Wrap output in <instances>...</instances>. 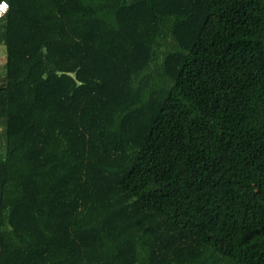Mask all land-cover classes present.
I'll return each instance as SVG.
<instances>
[{"label": "trees", "instance_id": "trees-1", "mask_svg": "<svg viewBox=\"0 0 264 264\" xmlns=\"http://www.w3.org/2000/svg\"><path fill=\"white\" fill-rule=\"evenodd\" d=\"M0 264H264V0H0Z\"/></svg>", "mask_w": 264, "mask_h": 264}, {"label": "built area", "instance_id": "built-area-1", "mask_svg": "<svg viewBox=\"0 0 264 264\" xmlns=\"http://www.w3.org/2000/svg\"><path fill=\"white\" fill-rule=\"evenodd\" d=\"M11 7L8 2L2 1L0 2V29L2 21L8 16L10 13Z\"/></svg>", "mask_w": 264, "mask_h": 264}, {"label": "rangeland", "instance_id": "rangeland-1", "mask_svg": "<svg viewBox=\"0 0 264 264\" xmlns=\"http://www.w3.org/2000/svg\"><path fill=\"white\" fill-rule=\"evenodd\" d=\"M5 64H6V52L4 46H0V78L5 74Z\"/></svg>", "mask_w": 264, "mask_h": 264}]
</instances>
